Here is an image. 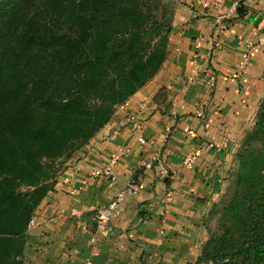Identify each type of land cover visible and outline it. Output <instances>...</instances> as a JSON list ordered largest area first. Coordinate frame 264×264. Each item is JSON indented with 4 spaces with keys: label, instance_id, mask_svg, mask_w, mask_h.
<instances>
[{
    "label": "crops",
    "instance_id": "obj_1",
    "mask_svg": "<svg viewBox=\"0 0 264 264\" xmlns=\"http://www.w3.org/2000/svg\"><path fill=\"white\" fill-rule=\"evenodd\" d=\"M244 5L238 21L257 23L256 34L264 27V9ZM210 24L189 21L187 31L171 35L156 74L61 163L33 212L23 264L195 262L229 195L237 153L264 96V47L246 58L238 43L227 45V37L213 51ZM262 34L260 40L264 29ZM193 153L191 168H181L182 158ZM111 154L117 157L112 179L104 173ZM154 155L165 176L145 168ZM128 180L140 185L139 192L120 202L105 233H96L92 211Z\"/></svg>",
    "mask_w": 264,
    "mask_h": 264
},
{
    "label": "trees",
    "instance_id": "obj_2",
    "mask_svg": "<svg viewBox=\"0 0 264 264\" xmlns=\"http://www.w3.org/2000/svg\"><path fill=\"white\" fill-rule=\"evenodd\" d=\"M162 0H5L0 6V264L61 163L159 70ZM245 15L236 9V17ZM225 202L193 264H264V96Z\"/></svg>",
    "mask_w": 264,
    "mask_h": 264
},
{
    "label": "rangeland",
    "instance_id": "obj_3",
    "mask_svg": "<svg viewBox=\"0 0 264 264\" xmlns=\"http://www.w3.org/2000/svg\"><path fill=\"white\" fill-rule=\"evenodd\" d=\"M4 2L5 0H0V6H2ZM201 2H205L208 7L201 8L202 10L198 9V7L200 8ZM162 3L164 4V8L162 10L161 20L170 21L171 26V31L169 32L168 38L171 35H179L182 32L187 31V25L189 21L194 22L199 21L200 19H205L206 22L208 20V22L211 23V34L208 41H210V47L213 51H219L221 46H224V44H222V40L220 39H226L227 37H229V42H227V45L230 47L232 46L230 43H238L245 56L246 50L249 47L256 48L259 45L264 47V39L260 40L264 29L263 26V28L259 29L258 33L255 34L253 32L257 29V23L249 24L239 22V18L236 17V11L229 15L225 14V11H227L231 5H235V9L240 7L241 10H243V8H245L244 4H261L264 9V0H162ZM247 25H249L248 29L245 28ZM261 79L264 80V74L261 76ZM161 95L162 93H159V96ZM259 105L260 103L256 109L254 122L246 136L252 130V127L257 119ZM246 136L243 142H245ZM230 188L231 189H229V192L231 193L233 189L232 185H230ZM214 220L211 221L210 228H212Z\"/></svg>",
    "mask_w": 264,
    "mask_h": 264
},
{
    "label": "built area",
    "instance_id": "obj_4",
    "mask_svg": "<svg viewBox=\"0 0 264 264\" xmlns=\"http://www.w3.org/2000/svg\"><path fill=\"white\" fill-rule=\"evenodd\" d=\"M201 8H206L208 7L205 2L200 3ZM236 11L235 5H231L230 8L225 12L226 15H229ZM254 48L249 47L246 50V58L253 52ZM245 58V59H246ZM137 141L139 142L140 145L144 144V140L142 137H138ZM208 147H212V144H208ZM195 154H187L185 155L180 163V167L184 169H190L194 160ZM117 162V157L116 155L111 154L108 158V163L107 166L104 169L105 175L109 176L112 179L111 176V168L116 164ZM157 162L156 155L152 156L149 161L145 164V168L151 169V168H156L160 174L163 176L166 175L165 171L159 166H155V163ZM171 175H174V172L171 173ZM140 185L133 181V180H128L123 187L105 206L94 209L92 211L91 219L94 224V229L96 233L98 234H103L107 231L108 226L113 218V216L116 214L118 206L120 202L126 197V196H134L139 192ZM36 223V218L35 216H31L28 224H27V229L26 231L31 230Z\"/></svg>",
    "mask_w": 264,
    "mask_h": 264
}]
</instances>
